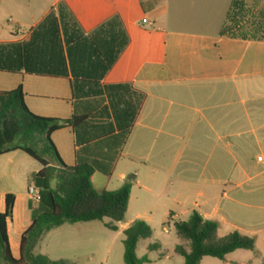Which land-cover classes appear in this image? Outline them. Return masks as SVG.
Listing matches in <instances>:
<instances>
[{"label": "crops", "instance_id": "obj_1", "mask_svg": "<svg viewBox=\"0 0 264 264\" xmlns=\"http://www.w3.org/2000/svg\"><path fill=\"white\" fill-rule=\"evenodd\" d=\"M233 1L53 0L38 14L12 16L2 13L9 0H0V43L18 44L24 63L21 70H0V91L21 86L27 108L39 116L85 118L51 136L66 165L77 163L80 148L127 128L137 99L144 95L107 176L111 180L121 162L127 164L117 177L119 188L135 174L127 211L134 207L136 215L111 230L116 235L110 247L120 240L122 259L124 231L137 219L149 225L154 205L163 201L174 225L197 212L217 223L219 237L238 231L255 238L253 249H238L219 259L223 264H264V182L256 189L247 187L264 176V156L257 159L263 170L256 175L246 166H231L234 147L239 153L254 146L264 149V41L220 35ZM235 1L244 5L238 33L256 34L264 24L259 0H249L252 17L246 16L248 0ZM73 17L76 25H71ZM15 57L10 55L11 60ZM196 101L201 103L194 105ZM168 103L177 107L171 111ZM205 149L214 155L212 166L196 177L194 155ZM40 170V163L22 150L0 156L1 213L7 195L14 197L12 216L6 220L14 259L20 258L22 235L32 225V207L38 206L29 187L35 185L31 176ZM223 174L229 187L222 191L216 186ZM170 182L179 184L173 193L166 191ZM149 197L148 206L140 210ZM68 224L73 223L43 232L34 252ZM220 229L226 234L219 235ZM186 244L178 245L189 251ZM215 259L206 256L200 264H219Z\"/></svg>", "mask_w": 264, "mask_h": 264}, {"label": "trees", "instance_id": "obj_2", "mask_svg": "<svg viewBox=\"0 0 264 264\" xmlns=\"http://www.w3.org/2000/svg\"><path fill=\"white\" fill-rule=\"evenodd\" d=\"M244 5L233 1L227 15L228 25H224L220 35L230 38L264 41V24L255 30L256 34H239V17L243 15ZM242 12V13H241ZM264 17V13L262 14ZM71 25H76L71 18ZM12 48L10 52L9 48ZM18 44L0 43V70L17 71L24 66L21 49ZM21 47V46H20ZM19 47V48H20ZM18 54V58L15 56ZM10 55L15 58L11 60ZM22 87L11 91H0V156L22 150L41 165V170L31 176L32 183L40 190L38 206L32 207V225L22 235L20 258L11 256L6 220L12 216L13 195L6 197V210L0 212V261L6 264H73L65 260H52L45 255L35 254L34 248L45 231L62 226L65 223L90 222L110 219L106 227L117 231L116 223L122 222L128 210L135 174L127 177L125 183L112 191H98L93 184L95 173L111 176L114 165L131 132L144 95L137 99L135 110L129 116L130 125L118 133H111L88 144L77 153V163L66 165L53 143L54 132L68 127H76L85 118L73 115L70 119L47 118L32 113L24 101ZM218 225L204 219L197 212L187 221L175 223L177 235L186 243L178 245L176 252L184 257V264H200L206 257L225 259L238 249H253L255 238L234 231L225 237L217 234ZM124 263L144 264L147 257H138L137 247L141 240L152 236L151 227L144 221L135 220L124 231ZM150 249L153 246L149 247Z\"/></svg>", "mask_w": 264, "mask_h": 264}, {"label": "rangeland", "instance_id": "obj_3", "mask_svg": "<svg viewBox=\"0 0 264 264\" xmlns=\"http://www.w3.org/2000/svg\"><path fill=\"white\" fill-rule=\"evenodd\" d=\"M52 1L53 0H9L7 4L5 3L2 6V13L3 15L10 14L12 16H16V14H24L31 11L38 14L43 11V9ZM247 5V9L250 11L246 10V16L252 17V2L248 0ZM258 9H264V0H259ZM225 25H228L227 21ZM210 102H214V100ZM199 103L201 102H193L194 105ZM166 107L167 109L173 111L177 106L170 105L168 103ZM210 151L211 149L200 150L198 153H196V155H194V176H200V171H202L204 167L212 166L211 163L213 161L212 159L214 155L211 154ZM217 152L219 153V150ZM226 155L228 158H230L228 152ZM259 156H264V149L254 146L249 148L246 153H239L234 147L232 149L231 166L234 170L240 166H246L249 168V171L252 175H256L258 172L263 170V163L258 162L257 160ZM206 162L208 163L206 164ZM244 162L247 163L244 164ZM125 164H127V162H121L119 164L118 170L111 180H109L110 178L103 174L96 173L92 178L94 187L98 191H101L105 188H119L118 186L120 185H118L119 183L117 177ZM263 180V175L259 178L255 177L247 184V187L256 189L259 183L262 185L264 182ZM171 182L167 184V193H173L178 189L179 184L176 182L174 185H172ZM216 187L222 191L229 187L228 183H225L224 174L222 183ZM151 200V197H149L146 199V201L141 202L139 209H145ZM171 210L176 211L177 209ZM135 213V208L131 207L125 215L124 222L131 220L136 215ZM153 217V221L149 223L152 229V236L138 244V257H149L151 259V262H145L144 264H181V262H183V257L177 253H173L172 248L178 244H185L186 242L178 238L175 225L172 221H170V218L167 214V204L163 203V201H159L157 204H155L153 209ZM187 220L188 217L180 219V221ZM107 221L111 220L108 218L102 221L98 220L95 222L96 224L79 222L77 226L68 224L69 226H67L65 230H56L53 235H51L48 239H45L34 253L45 255L52 260H65L73 264H125L120 255V240L115 241L113 247H110V243L115 237L116 233L103 226V223ZM165 229H167V232ZM224 234H226L225 231L220 229L219 235ZM96 236L99 237L98 241L93 239ZM188 245L189 243L186 244V246ZM148 246H153V248L150 249ZM170 253H172V257L168 258L167 255ZM215 261L219 264L224 263L219 259H215ZM0 264L6 263L0 261ZM248 264L251 263L248 262Z\"/></svg>", "mask_w": 264, "mask_h": 264}, {"label": "built area", "instance_id": "obj_4", "mask_svg": "<svg viewBox=\"0 0 264 264\" xmlns=\"http://www.w3.org/2000/svg\"><path fill=\"white\" fill-rule=\"evenodd\" d=\"M29 194H30L33 201L39 203V201L41 199V194H40V190L37 186L31 185L29 187Z\"/></svg>", "mask_w": 264, "mask_h": 264}]
</instances>
